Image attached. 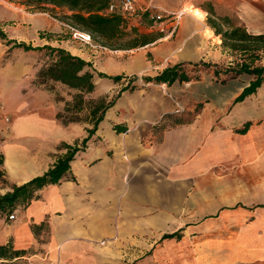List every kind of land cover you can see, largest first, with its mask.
I'll return each instance as SVG.
<instances>
[{
  "label": "crops",
  "instance_id": "0c3cea01",
  "mask_svg": "<svg viewBox=\"0 0 264 264\" xmlns=\"http://www.w3.org/2000/svg\"><path fill=\"white\" fill-rule=\"evenodd\" d=\"M136 1L148 12L116 14L121 17L116 46H105L107 51L84 43L61 46L107 75L138 77L151 76L156 64L162 71L217 58L225 47L211 21L223 31L239 26L264 33V0ZM183 8L189 12L173 31L174 20L157 23L149 16ZM129 35L132 39L124 41ZM6 74L0 99L14 90L18 99L24 97L29 75ZM161 85L144 83L121 92L75 155L68 177L20 205L3 227L0 244L11 241L27 250L32 264H108L109 257L129 255L134 245L146 248L156 235L184 228L179 241L187 245L195 237V246L185 247L181 256H195L196 264H264V114L252 109L250 95L235 102L246 86L237 79L216 90L203 81ZM153 88L161 91L156 97L170 99L163 110H156ZM178 91L180 103H189L190 119L175 113L171 93ZM37 92L45 94L34 87L29 93ZM205 96L203 105H194ZM52 105L51 118L40 116L47 107L18 111L12 105L15 122L0 124L7 191L46 172L66 153L62 143L74 145L88 136L90 123L65 125L57 117L65 104L52 100ZM252 116L262 122L238 132ZM209 227L218 234L199 238Z\"/></svg>",
  "mask_w": 264,
  "mask_h": 264
},
{
  "label": "rangeland",
  "instance_id": "374dc122",
  "mask_svg": "<svg viewBox=\"0 0 264 264\" xmlns=\"http://www.w3.org/2000/svg\"><path fill=\"white\" fill-rule=\"evenodd\" d=\"M65 15L66 11L59 8L53 9L51 6H29L24 4L23 0H0V29H2L7 34V39L0 38V71H5V74L0 79V83L2 82L7 84L9 81V79L6 78L7 72H19L21 74L29 75V78L26 79L27 84H25L27 86H24L25 88L23 87L24 97H20L18 99L17 95L20 93L17 90H14L11 96L0 99V124H8L10 122L13 124L15 122L14 114L16 109L21 111L22 109L25 110L29 107H47L44 110L41 108L42 110L39 111L40 116L51 118L53 109L52 100L62 101L66 105L68 101L73 99L76 91L63 86L59 82L46 81L41 83L42 78L37 77L38 71L49 61V56L46 49L40 51H26L23 48L14 47V42H8V40L25 42L26 44H31L35 47L51 45L53 47L63 48L61 45H64L65 47H73L78 44L79 46L83 47L80 45L82 43L81 41L73 38L71 30L67 26L69 22ZM130 39H132L130 35L125 36L124 41H130ZM108 49H110V47H108ZM99 50L103 49L99 48ZM221 54L217 58L203 61V64H201L198 68L187 65L186 70L190 76H199V80H192L187 83L203 81L204 83L210 85L211 89L213 90L225 88L227 86V82L233 79H237L238 83L247 85L252 79V76L245 73H238V63H241L244 59L248 60L250 56H248L247 53H239L227 48L222 49ZM253 55V64L264 66V52L259 50ZM165 64L168 63L165 62ZM162 68L163 65L161 64H156L153 66L151 69V76L159 73L160 69ZM90 69L95 72L98 84H96L95 89L91 94H85L87 103L84 110L77 114L81 119V121L77 123L80 124H84L85 121L89 119V100H98L105 97L107 101H111L117 97L119 93L123 92L127 86L129 87L131 85H136V87H141L142 84H144V80L142 78L145 75H148L139 74V78L133 81L131 84L128 83L129 77H131L129 75L124 76L120 82L115 83L111 79L108 80V78L99 77L96 72L100 71L97 68L92 66ZM184 83H181L182 87H184L182 85ZM32 87H34L36 90H43L45 94L39 92L30 94L29 92ZM161 87L165 91L167 90L163 85H161ZM143 89L144 91H147L145 88ZM151 91L154 93V95H151V97L156 103V110H163L166 106H169L170 99L168 97H156L159 96L158 92L160 93V90L153 88ZM176 94L178 99L176 98L175 94L171 93L172 98L175 100V105L177 108L183 107V110L180 111L181 113H184L183 118L190 119L192 113H186L187 109L185 108L186 106H189V103L184 102L181 104L179 97L180 92L178 91ZM192 94L194 95L195 93ZM126 99L128 101V97H126ZM145 100H147L146 96ZM205 100L206 96L201 99V102L194 103V105L199 107V105L201 106L205 103ZM250 101V106L252 109L255 108V111L259 110L261 115H263L264 86L259 87L255 93L250 95ZM12 105L14 106L13 108L16 109L10 108ZM61 114L63 115L60 118L62 122L67 121L70 117H74L76 115L72 112V110L66 112L65 107ZM250 122L252 125H255L259 122H262V120L257 118L255 119L254 116H252ZM143 130L144 126L142 127L141 132ZM37 136L42 137L43 135L39 134ZM3 142V139L0 138V153H2L1 147ZM9 186L10 181H8V184L1 187L0 192L5 193ZM11 213L0 211V238L3 237V227L9 223V215ZM214 228L215 227H209L207 230H203L200 232L199 238L204 239L203 236L206 235V233H210ZM218 232L219 231H212L211 233L218 234ZM192 241L185 245L174 239L161 240V237L156 235V237L151 240V243L148 247L141 248V246L134 245L133 249L129 251V255H115L113 257H109L108 264H196L195 256H181L182 250H184L185 247L188 249L194 248L195 237H192ZM29 264L32 263L29 262Z\"/></svg>",
  "mask_w": 264,
  "mask_h": 264
},
{
  "label": "trees",
  "instance_id": "16d2710c",
  "mask_svg": "<svg viewBox=\"0 0 264 264\" xmlns=\"http://www.w3.org/2000/svg\"><path fill=\"white\" fill-rule=\"evenodd\" d=\"M24 4L29 6L46 7L51 6L53 9L59 8L66 11V19L69 25L78 28L91 35L94 41L109 47L117 45V41L121 38L120 25L121 17L116 14H107L104 12L111 0H23ZM228 22L227 19L221 20ZM217 34L222 36V45L239 53H247L250 58L244 59L238 63V73H245L252 76L248 84L243 87L235 102L243 100L245 97L253 94L256 90L264 86V66L254 65L252 57L257 51L264 52V33L250 34L239 26H232L224 30L221 26L211 21ZM0 38L7 39V34L0 29ZM14 42V47L23 48L24 50H43L46 49L49 56V61L41 67L37 73L38 78H42L41 83L46 81L60 82L68 88L76 91L73 99L65 105V111H71L76 114L70 117L67 121H63L65 125L71 122H79L78 117L84 110L87 103L85 94H91L95 89V72L91 70L90 62L85 61L79 56L73 55L70 51L62 47H53L51 45L32 46L25 42ZM203 62L199 63H177L167 66L162 71L153 76H144V83L167 84L172 85L175 82H190L199 80V76H190L186 70L187 65L198 68ZM101 78H108L115 83L120 82L124 75L110 76L103 72H96ZM138 77H129V84L135 81ZM137 87L131 85L125 87V90L133 91ZM120 93L111 101H107L105 97L98 100L88 101L89 119L85 122L90 123L91 128H87L88 136L81 142H76L74 145L62 143L61 146L67 149L66 153L59 156L54 164L42 175L33 177L32 179L20 185H13L11 190L5 193L0 192V211L11 213L20 205L28 203L34 198L35 192L47 185L61 182L71 170V162L75 155L86 147L89 138L96 132L100 122L104 119L105 114L111 108ZM63 115L58 113L60 119ZM251 122H245L243 127L238 129V132L244 133L249 128ZM117 130L118 127H117ZM120 131V130H119ZM4 155L0 153V189L8 184V179L3 170ZM73 179L74 177L71 176ZM36 231L37 227H33ZM184 236V228H180L174 232L164 233L161 240L174 239L181 240ZM27 250L15 248L11 241L0 244V264H29Z\"/></svg>",
  "mask_w": 264,
  "mask_h": 264
},
{
  "label": "built area",
  "instance_id": "2783aa9c",
  "mask_svg": "<svg viewBox=\"0 0 264 264\" xmlns=\"http://www.w3.org/2000/svg\"><path fill=\"white\" fill-rule=\"evenodd\" d=\"M142 12H148V9H142L139 7L138 3L136 0H111L110 4L106 8V13L110 14H120L122 16H135L138 15ZM189 12V9H181L179 11H169V10H159L157 12H151L150 19L154 22L157 23H162L165 20H174L175 25L172 29V31L176 28L177 24L181 20V18L186 15ZM194 16H197V13L194 11L193 12ZM68 28L72 32V36L74 39L81 41L82 43L90 46L91 48H97V49H103L107 50L105 46L102 44H99L93 40L91 35L87 32H84L78 28H75L69 24H67ZM183 110V107H179L176 111L180 112ZM16 218V213L13 212L9 215L10 220H14Z\"/></svg>",
  "mask_w": 264,
  "mask_h": 264
}]
</instances>
